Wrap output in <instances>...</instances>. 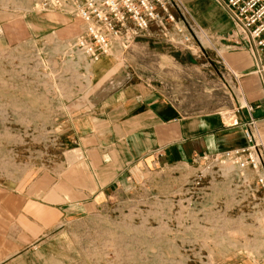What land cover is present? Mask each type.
<instances>
[{
  "label": "rangeland",
  "instance_id": "374dc122",
  "mask_svg": "<svg viewBox=\"0 0 264 264\" xmlns=\"http://www.w3.org/2000/svg\"><path fill=\"white\" fill-rule=\"evenodd\" d=\"M175 1L189 45L171 26L168 36L133 27L134 35L118 38L101 59L100 66L109 67L97 77L92 66L66 64L57 55L83 31L80 18L38 10L31 0H0V264L264 258V193L253 198L226 166L211 161L136 164L105 195H88L90 206L64 208L66 218L52 228L44 222L54 213L31 201L59 188L55 181L65 171L82 169L83 154L72 151L67 137L74 123L61 124L88 114L98 91L102 99L124 84L149 82L186 113L219 114L225 123L238 97L246 104L230 62L246 49L232 32L209 30V0Z\"/></svg>",
  "mask_w": 264,
  "mask_h": 264
},
{
  "label": "crops",
  "instance_id": "0c3cea01",
  "mask_svg": "<svg viewBox=\"0 0 264 264\" xmlns=\"http://www.w3.org/2000/svg\"><path fill=\"white\" fill-rule=\"evenodd\" d=\"M209 1L205 11L209 30L230 34L233 23L228 12L213 0ZM100 61L99 66L95 64L96 69L93 66L97 77L103 76L109 67H101ZM230 62L240 76V94L246 103L241 104L239 97L236 100L235 108L243 107L238 117L243 122L250 116L257 119L264 143L262 80L255 73L247 50H240ZM100 95V91L92 95L93 107L88 114L74 120L68 118L61 124L65 126L71 120L74 123L75 129L67 137L75 144L72 151L80 150L83 154L82 169L73 168L71 173L65 171L64 178L58 176L55 181L59 188H48L40 198L32 197L31 201L54 213L44 222L49 228L66 218L64 208H80L82 204L90 206L86 203L88 195L97 192L105 195L136 164L149 160L165 167L193 164L204 154L212 155L248 145L242 128L226 127L219 114H188L149 82L127 83L108 92L102 99ZM246 106L253 107V112H248ZM82 121H86L83 126ZM231 264H264V258Z\"/></svg>",
  "mask_w": 264,
  "mask_h": 264
},
{
  "label": "built area",
  "instance_id": "2783aa9c",
  "mask_svg": "<svg viewBox=\"0 0 264 264\" xmlns=\"http://www.w3.org/2000/svg\"><path fill=\"white\" fill-rule=\"evenodd\" d=\"M215 1L228 12L233 23L232 36L236 38V44L251 55L255 73L260 76L264 86V0ZM31 2L38 10L61 12L82 20L81 34L69 43L67 52H62L63 55L57 54L64 58L66 64L83 62L88 68L93 67L104 56L110 54L118 38L123 35L132 37L133 27L141 32L155 28L164 36H168L169 29L174 27L186 45L191 42L185 25L177 24L173 10L179 6L175 0H31ZM88 68H82L85 74L89 71ZM242 108L241 106L235 108L229 123L225 125L228 128H242L248 145L212 155L204 154L194 163L211 161L226 166L229 174L238 180L239 187L246 189L255 198L259 193H264V143L259 134L258 120L250 116L243 122L238 117ZM246 108L248 112H253V107ZM200 182L201 179L197 180L196 185L198 186Z\"/></svg>",
  "mask_w": 264,
  "mask_h": 264
}]
</instances>
